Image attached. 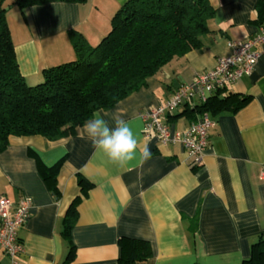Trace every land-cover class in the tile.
<instances>
[{
    "label": "crops",
    "instance_id": "0c3cea01",
    "mask_svg": "<svg viewBox=\"0 0 264 264\" xmlns=\"http://www.w3.org/2000/svg\"><path fill=\"white\" fill-rule=\"evenodd\" d=\"M5 0L6 21L20 74L32 86L42 80L44 68L74 60L68 35L80 33L96 45L109 31L116 10L127 0L52 1L22 9ZM214 10L200 45L173 57L145 84L106 109L131 121L141 148L152 156L121 167L97 151L81 124L73 134L56 140L41 135H10L0 151V195L11 203L25 196L30 216L17 236L23 250L20 264H117L118 238L147 241L151 255L143 264H239L249 256L250 244L264 234V47L253 71L219 89L250 95L235 112H208L215 122L208 131L209 145L201 164L190 166L180 144H160L143 134L140 113L166 100L197 72L213 68L229 53V40H243L264 25V1L209 0ZM219 91V92H220ZM161 120L182 131L195 119L185 109ZM56 169L55 190L44 179ZM79 173L92 186L83 193ZM79 196L77 219L68 237L62 218ZM9 259L0 248V264Z\"/></svg>",
    "mask_w": 264,
    "mask_h": 264
},
{
    "label": "trees",
    "instance_id": "16d2710c",
    "mask_svg": "<svg viewBox=\"0 0 264 264\" xmlns=\"http://www.w3.org/2000/svg\"><path fill=\"white\" fill-rule=\"evenodd\" d=\"M5 0H0V151L10 135H41L56 140L74 133L96 109L113 107L145 84L173 57L198 47L214 10L209 0H127L113 14L109 31L90 45L75 30L68 32L75 58L42 69V80L28 85L20 74L6 21ZM52 1L14 0L22 9ZM264 1V0H260ZM215 91L205 102L185 109L187 113L237 111L250 95ZM44 179L55 190L56 169ZM85 193L92 183L77 173ZM56 191V190H55ZM75 197L62 218V234L68 237L77 219ZM117 264H143L150 257V244L142 239L120 236ZM71 244L66 262L73 258ZM197 264V263H195ZM239 264H264V234L250 244L249 256Z\"/></svg>",
    "mask_w": 264,
    "mask_h": 264
},
{
    "label": "built area",
    "instance_id": "2783aa9c",
    "mask_svg": "<svg viewBox=\"0 0 264 264\" xmlns=\"http://www.w3.org/2000/svg\"><path fill=\"white\" fill-rule=\"evenodd\" d=\"M227 46L229 53L220 56L213 68L197 72L191 82L181 84L166 100L140 113L143 134L146 137L155 134L160 144H180L192 167L201 164L209 145L208 131L215 122L208 112H200L186 129L173 131L167 122L161 120V116L185 105L189 100L201 104L215 91L249 75L264 47V25L248 38L229 40ZM258 177L264 183V167ZM29 216V198L23 196L16 203H11L0 195V248L7 255L8 264H20L18 256L23 245L17 230L26 223Z\"/></svg>",
    "mask_w": 264,
    "mask_h": 264
},
{
    "label": "clouds",
    "instance_id": "9594fccd",
    "mask_svg": "<svg viewBox=\"0 0 264 264\" xmlns=\"http://www.w3.org/2000/svg\"><path fill=\"white\" fill-rule=\"evenodd\" d=\"M108 115L103 108L96 109L82 125L83 132L91 140L93 147L121 167L137 160L146 162L151 159L150 149L146 145L141 148L131 121L123 119L118 109L112 114L114 126H110L109 121L105 119Z\"/></svg>",
    "mask_w": 264,
    "mask_h": 264
}]
</instances>
